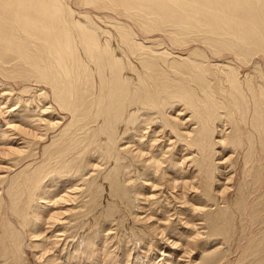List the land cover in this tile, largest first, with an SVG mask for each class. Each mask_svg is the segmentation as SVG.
<instances>
[{
  "label": "bare ground",
  "instance_id": "1",
  "mask_svg": "<svg viewBox=\"0 0 264 264\" xmlns=\"http://www.w3.org/2000/svg\"><path fill=\"white\" fill-rule=\"evenodd\" d=\"M0 90L31 106L18 121L0 107V142L18 134L20 143L0 146V160L17 169L11 179L0 175V185L9 180L10 210L23 229L3 217L0 264L19 263L21 234L37 240L29 234L34 225L53 232L57 224L73 229L116 217L165 236L185 257L209 238L199 228L230 230L233 206L244 223L241 260L264 264V0H0ZM225 149L230 155L217 160ZM237 156L239 172L231 162ZM253 163L257 189L248 197L237 176ZM174 169L193 176L175 178ZM220 174L225 183L213 189ZM71 179L78 181L59 194L49 189ZM142 186L167 198L148 203ZM188 189L196 203L176 205ZM66 202H80L72 218L36 213ZM171 203L183 225L191 223L185 208L201 221L185 225L195 230L184 247L166 238V223L149 225V210ZM88 232L79 245L93 250ZM48 248L37 258L59 264ZM216 249L196 264L222 263Z\"/></svg>",
  "mask_w": 264,
  "mask_h": 264
},
{
  "label": "rangeland",
  "instance_id": "2",
  "mask_svg": "<svg viewBox=\"0 0 264 264\" xmlns=\"http://www.w3.org/2000/svg\"><path fill=\"white\" fill-rule=\"evenodd\" d=\"M5 91L6 93H8L7 95H3ZM4 96L8 99V101L6 100ZM10 96L11 94H9L7 90H0V103L1 105L4 106L3 107L0 105V107L2 109V112L8 113V111H10V116H11L10 120L18 121L19 120L18 114L21 112L19 110L23 108L25 109L23 113H26L25 111L30 110L31 106H26V104L24 103L25 99H23V101L17 102V100L15 99L16 97L11 98ZM28 102L30 103V100ZM17 103L18 105H16ZM181 108L182 107H179V109L177 108L178 112ZM4 109L6 110L4 111ZM32 113H39V112L35 111ZM54 116L57 117L56 115L53 114L52 117ZM188 116H189V113L185 117L187 118ZM0 119L2 118L0 117ZM4 127H6V125H4L2 121H0V130L1 128H4ZM17 136L19 137L18 134L13 135L12 138H14L13 140L15 141L10 142L9 144H6V142L4 143L1 141L0 146L3 144L9 145V146L11 145L17 146L18 144H20L19 138H17ZM217 150H221V148L218 147ZM230 153H231L230 149L223 150V152L217 157V158L222 157V159H217V160H223L227 158L230 155ZM180 156H181L180 153L176 154L177 160ZM20 159H22V157ZM255 160L256 162L259 161L258 163L260 165L261 159H260L259 153L257 152H256ZM231 162L234 163V170H238L239 172L241 169L239 167L242 163L240 157L237 156ZM10 166H11V162L0 160V175H8L7 172H10L12 174H9L10 176H6V177L8 179H11L12 175H14L17 172L16 171L17 169L9 170L8 168ZM221 168L223 169V167ZM249 168L251 170L246 169V175L244 176L242 175L241 177L240 175L237 176L240 181H243L245 183V189L247 190L246 195L248 197L253 195L255 193V189H257V188L254 189L255 185L252 182L254 181L255 183L254 174H255V171L257 170L256 163H253ZM169 173L172 174V176L175 178H184V180L185 179L190 180L189 178L193 176L192 172L183 173V172L177 171L176 169H174V173L170 171ZM222 176H224V174H220L216 176V178L214 179L215 182L213 184V189H216V190L222 189L221 187L222 183H225V179ZM133 178H136V177H133ZM76 181H78V179H71L67 183L66 186L62 184L63 181H59L56 186H50L49 189L50 190L53 189L54 194H59L60 192H63L66 187L72 186L73 183ZM104 185L106 186L107 183H104ZM8 186H9V180L4 182L3 186L0 185V192L2 193L0 194V196L2 197V199L4 198L3 199L4 206L0 210V223H2L3 217H5L6 219H9L11 222L16 224L17 220L12 215L11 210H10V198L7 194ZM142 188L147 194L146 201L148 203H153L159 199L163 200L167 198V197L162 198V196H160L158 191L155 192L156 196L153 195L154 192L151 191L149 187L142 186ZM191 191H193V189H188L186 193H184V196H183L184 198L178 199L175 204L178 206H183V205H180L182 204L181 202L183 200H186V201L188 200L189 201L188 205H190V208H191L194 205L193 203H196L197 201L196 200L197 196H193L194 193ZM177 194H179V192ZM230 194L231 195L229 197V201L231 205H233L234 200L237 199L236 194H234V196L232 192ZM165 202L166 200L164 201V203ZM138 204L139 202L138 200H136L134 209L137 212L139 211V208L137 207ZM78 205H80V202H76L71 205H70V202H66L64 204L61 203L60 205H56L53 207H47L46 210H42L38 206V208L36 209V213L37 215H41L42 217L47 216V215L49 216V214H53L54 217L57 219H61L63 217L64 220H66V218H72L76 215L75 211ZM163 205L165 206V204ZM169 205L166 204L167 207L165 206L166 207L165 208L163 206L164 207L163 209L156 210L154 208L152 211L149 210L150 214L152 215V220L149 222V225H157L159 227L161 226L162 229L161 228L159 229L163 230V227H162L163 225L157 223L156 221L161 220L162 223H166L165 225L167 226L166 238H169V241L180 242L182 244L181 247H184L183 244L187 242L186 241L187 238L195 230L194 227L187 228L186 226H190L192 223L193 224L197 223L199 220L196 219L197 216H195V213H192V215L189 214L190 208L188 207L189 209L187 208L184 209L185 217L189 218L191 220V223L187 225L184 223L183 225V223H181V221L178 219L179 216L174 215L176 212V208L173 206L174 203H171L170 206ZM233 207H232L233 214L230 211V215H229L230 230L229 228H227L226 230L228 231L225 230V232L221 233L220 235L219 234L216 235V234L211 233L210 230L208 229L205 230L203 228H199L200 231L202 230L201 234L203 235L204 233L205 235V236H202V235L201 236L205 238L206 237L205 233L208 232L209 238L202 239L199 242H197L195 244V248L193 249V251L190 254H188V256H185V257H182L184 255V251H181L180 249L170 245V243H168V241L164 239L165 236H162L163 237L162 238L161 236L154 237L148 232H147L148 234H146L144 228L137 227L138 225H136L130 219H126L123 221L119 217H116L114 220H110L107 222H104L101 220L102 223L101 222L99 223L101 226L98 224L95 226H91L92 223H90L89 225L81 224L79 225V227L70 229V228H67L66 224H57L51 230L54 232V234L58 236L57 239H59L60 241L58 244H55L56 247L53 245L54 243L53 232H49L50 229L48 228L45 229L44 225H40V226L34 225L31 229L29 228V234L31 238L34 237L37 240L32 241L31 243L29 242L30 240L28 241L26 240V237H24V235L27 236L26 234L24 233L21 234L23 238V243H24L23 244L24 254L20 258L18 264H21V263L23 264H43V262L40 261L37 257L38 255H40L38 254L39 252L38 249L44 246L51 248V251L53 250L51 252L53 254L52 256L55 255V258H57V262L59 264H145V263L146 264H196L197 262L201 260L202 252L204 250L207 249V251H210L211 249H214V247L217 248L218 250L217 249L216 250L219 251L221 254L222 253L225 254L222 260V263L220 264H226V263L227 264H245L247 260L245 259L241 260V257H240L241 248L239 244L242 242L245 243L246 241V239L244 238L245 235L244 233H242L243 232L242 230L244 228V223L241 221V213L239 212V210L238 209L235 210L236 207L234 208ZM170 215H173V216L169 217ZM143 216L145 215H142V214L139 215V217H143ZM168 217L170 218V220L167 221ZM16 225H17V229L21 230L20 226H18V224ZM259 227H260L259 224H255V226L252 228L250 226L252 233H258L260 230ZM262 227L260 228L264 229V226ZM250 228H249V231H250ZM89 229L93 231L92 235L95 236V243L93 246V250L85 249L83 244L79 245V243L80 244L82 243L81 239H83L85 235H88ZM85 230L86 232H84ZM199 230L198 232H200ZM22 231L23 229L21 230V232ZM50 236L51 238H49ZM34 246H38V248L37 247L35 248ZM5 263L8 264V262H5Z\"/></svg>",
  "mask_w": 264,
  "mask_h": 264
}]
</instances>
